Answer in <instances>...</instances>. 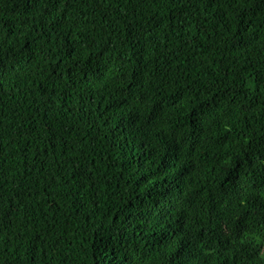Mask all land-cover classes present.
<instances>
[{"label": "trees", "instance_id": "1", "mask_svg": "<svg viewBox=\"0 0 264 264\" xmlns=\"http://www.w3.org/2000/svg\"><path fill=\"white\" fill-rule=\"evenodd\" d=\"M0 264H264V11L0 0Z\"/></svg>", "mask_w": 264, "mask_h": 264}, {"label": "snow or ice", "instance_id": "2", "mask_svg": "<svg viewBox=\"0 0 264 264\" xmlns=\"http://www.w3.org/2000/svg\"><path fill=\"white\" fill-rule=\"evenodd\" d=\"M249 6H256L260 11H264V0H249ZM0 27H2V25H0ZM3 41V36H0V43H3Z\"/></svg>", "mask_w": 264, "mask_h": 264}]
</instances>
